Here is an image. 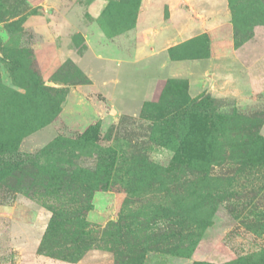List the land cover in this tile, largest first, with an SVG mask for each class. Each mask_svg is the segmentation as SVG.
Here are the masks:
<instances>
[{"label":"rangeland","instance_id":"rangeland-1","mask_svg":"<svg viewBox=\"0 0 264 264\" xmlns=\"http://www.w3.org/2000/svg\"><path fill=\"white\" fill-rule=\"evenodd\" d=\"M228 2L230 30L170 56L264 44V0ZM142 5L0 0V264H264V90L97 78Z\"/></svg>","mask_w":264,"mask_h":264},{"label":"crops","instance_id":"crops-1","mask_svg":"<svg viewBox=\"0 0 264 264\" xmlns=\"http://www.w3.org/2000/svg\"><path fill=\"white\" fill-rule=\"evenodd\" d=\"M142 4L136 19L142 44L126 56L92 51L91 56L102 65L97 78L103 74L101 79L107 82L152 79L155 86L160 79H183L191 97L207 93L213 98H247L264 90L258 56L264 44L255 43L257 35L238 45L227 38L229 41L222 45L209 43L193 49L202 55L170 56V50L185 42L230 30L232 13L228 0H142ZM128 65L137 66L138 73L129 71Z\"/></svg>","mask_w":264,"mask_h":264},{"label":"trees","instance_id":"trees-1","mask_svg":"<svg viewBox=\"0 0 264 264\" xmlns=\"http://www.w3.org/2000/svg\"><path fill=\"white\" fill-rule=\"evenodd\" d=\"M147 106V105H146Z\"/></svg>","mask_w":264,"mask_h":264}]
</instances>
